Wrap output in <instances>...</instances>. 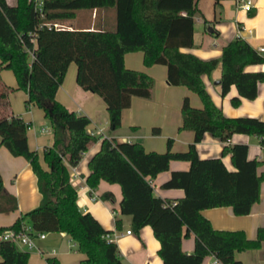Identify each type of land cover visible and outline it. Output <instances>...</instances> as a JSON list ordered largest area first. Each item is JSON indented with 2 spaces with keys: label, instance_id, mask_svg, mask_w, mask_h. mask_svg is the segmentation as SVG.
I'll return each instance as SVG.
<instances>
[{
  "label": "trees",
  "instance_id": "trees-1",
  "mask_svg": "<svg viewBox=\"0 0 264 264\" xmlns=\"http://www.w3.org/2000/svg\"><path fill=\"white\" fill-rule=\"evenodd\" d=\"M220 0H214L215 5ZM113 8L115 30L81 31L52 28L53 23L67 21L80 10ZM195 0H42L40 11L32 0H16L10 6L0 0V69L12 72L17 89L26 93L25 105H35L44 112L53 131L52 147L45 148L41 167L36 153L26 145L27 124L19 117H0V146L13 157L29 163L36 178L40 202L0 233L29 224L39 233H64L74 243L83 260L76 264H119L115 243L105 239V231L89 214L76 205L77 193L69 183L68 169L96 138L86 133L89 120L68 112L55 99V91L71 62L75 64V82L85 92L98 95L105 104L107 126L111 131L120 125L123 109L131 99L150 97L152 79L141 71L125 68L126 53L140 51L146 67H165L166 83L181 86L195 93L201 108H193L184 98L180 105V129L192 131V143L185 152L170 151L171 141L163 153L145 152L140 143H118L102 139L100 149L88 163L86 185L93 190L99 181L117 184L121 192L118 205L121 215L130 216V225L137 232L142 226L151 228L159 241L157 256L162 264H201L213 255L220 264H241L234 253L256 250L264 241V228H258L255 239L242 231H217L200 216L208 208L230 207L234 216H244L259 198V184L264 171L257 174L263 160H247L243 144L224 145L219 158L200 159L195 145L204 133L223 143L236 133L256 137L264 155V122L256 118H226L214 107L201 82L216 61H203L180 49L192 46ZM30 55L32 58H30ZM219 91L221 95L233 86L239 98L252 100L257 83L264 82V71L244 72L246 66L260 65L264 58L245 41L236 37L222 47L220 55ZM0 91V107L6 108V94ZM154 128L152 133H157ZM229 154L233 171L222 163L221 155ZM171 160L189 162L187 171H172L163 189L183 190L181 199L168 201L153 195L151 181L168 169ZM112 200L109 193L101 197ZM16 210V199L8 195L0 179V212ZM118 227V222H115ZM193 236V251L180 250L182 237ZM28 252L14 244L0 241V264H28ZM47 264H58L45 258Z\"/></svg>",
  "mask_w": 264,
  "mask_h": 264
},
{
  "label": "crops",
  "instance_id": "crops-1",
  "mask_svg": "<svg viewBox=\"0 0 264 264\" xmlns=\"http://www.w3.org/2000/svg\"><path fill=\"white\" fill-rule=\"evenodd\" d=\"M249 12L237 8L236 0H220L216 5L214 0H195V14L193 15L192 46L180 49L183 54L188 53L203 61H216L217 65L209 74H202L201 82L214 107L220 109L226 118L246 117L256 118L264 122V82L257 83L256 96L252 100L239 98L233 106L231 100L238 97L237 90L231 86L223 96L219 91L220 55L222 47L238 37L251 46L255 52L264 58V52L259 53V48L264 49V0H250ZM10 6L16 0H6ZM74 16L60 23L65 30L81 31H109L115 30V12L113 8L80 10ZM125 68L141 71L152 79L150 97L132 98L129 107L121 112L120 125L117 130L111 131L107 126V111L102 99L91 92L83 91L75 82V64L68 66L63 81L55 91V99L68 112H75L85 116L89 122L86 133L96 140L90 143L89 148L80 156L78 163L73 168L67 167L68 176L72 177L70 185L77 193L76 205L79 210L89 213L97 223L111 235L124 233L129 230L131 234L117 237L115 243L119 264H162L157 256L159 241L153 237L149 226H142L137 232L130 225V216L121 215L119 202L121 192L117 184L99 181L93 190L88 189L86 178L89 175V159L99 151L100 141L108 138L118 143H140L145 152L163 153L167 148V140L171 141L170 151L185 152L192 143V131L180 129V105L187 97L189 105L200 109L201 102L197 95L187 88L171 86L166 83L165 67L153 64L146 67L143 64L142 53L136 51L126 53L122 58ZM244 71H264V63L246 66ZM218 83V84H216ZM10 87L12 90L6 94L7 105L3 110L0 107V117H19L27 124L26 145L36 153L41 167L47 166L42 160L45 148L52 147L53 131L44 112L35 105H25L27 98L24 91L18 90L16 80L8 69H0V91ZM156 128L157 133H152ZM43 129V130H42ZM243 144L246 146L247 160H263L264 155L256 137L245 134H233L228 143L204 133L200 142L195 145L196 156L200 159L219 158L224 145ZM223 165L228 171H233L229 154L221 155ZM189 162L171 160L168 169L156 175L151 181L153 195L163 200L174 201L183 198V190L172 188L163 189L161 185L166 182L172 171H187ZM264 165L257 167L258 175L263 173ZM0 179L8 195L16 199V210L9 213L0 212V227H9L19 215L24 214L38 206L40 195L37 192L36 178L29 163L21 157H13L8 150L0 146ZM111 194L112 200H103L101 197ZM200 216L210 222L211 227L217 231H242L250 240L255 239L258 228H264V181L259 184V198L252 205L247 215L236 217L230 207L208 208L200 211ZM118 222V227L115 222ZM180 250L189 255L194 248V239L190 234L182 237ZM64 233H45L43 240H35L34 244L42 252L35 251L33 256L47 255L45 258L56 259L58 264H76L83 260V255L73 252L67 259L68 251L75 247L74 243ZM65 244V246H64ZM67 244V245H66ZM58 247L55 252L46 248ZM17 250L24 251L16 246ZM29 254V253H28ZM30 256V254H29ZM44 258V259H45ZM234 259L241 264H264V241L256 250L240 251L234 253ZM28 264L31 258L28 257ZM46 263V260H45ZM47 264V263H46ZM201 264H220L213 255H207Z\"/></svg>",
  "mask_w": 264,
  "mask_h": 264
},
{
  "label": "built area",
  "instance_id": "built-area-1",
  "mask_svg": "<svg viewBox=\"0 0 264 264\" xmlns=\"http://www.w3.org/2000/svg\"><path fill=\"white\" fill-rule=\"evenodd\" d=\"M32 1H33L34 9L39 12L41 8L42 0H32ZM236 1H237L238 9L249 12V10L251 9L250 0H236ZM51 27L55 29H63L60 23H53ZM258 51L259 53H263L264 49L259 48ZM30 58H32L31 55ZM70 182H72V177H69V183ZM19 228H20L19 230L10 229L0 233V241L8 242L14 244L15 246H18L19 248L25 251H35L38 254L42 255V252L36 247L34 241L43 240L45 233L44 232L39 233L33 231L32 227H30L29 224H22L20 225ZM129 234H131L129 230L124 231V233L115 232L113 235L108 234V236H106L105 239L107 240V242L108 241L113 242L115 238Z\"/></svg>",
  "mask_w": 264,
  "mask_h": 264
},
{
  "label": "rangeland",
  "instance_id": "rangeland-1",
  "mask_svg": "<svg viewBox=\"0 0 264 264\" xmlns=\"http://www.w3.org/2000/svg\"><path fill=\"white\" fill-rule=\"evenodd\" d=\"M244 72H248V71H244ZM70 243H72V242H70ZM73 244V243H72ZM67 245V244H66ZM64 246H65V244H64ZM58 247L59 246H54V247H48V248H46V252L48 253L51 249H53L55 252L58 250ZM72 251L73 252H77V250H76V247H73L72 249H71V251H68V253L67 254H69V255H66V259L69 257V256H71L72 255ZM21 252H25V253H29L30 254V258H31V264H46L45 263V260H44V258L45 257H47V255H43V256H39L38 254L36 255V256H33V252H31V251H21ZM61 263L60 264H62L63 263V260L62 261H60Z\"/></svg>",
  "mask_w": 264,
  "mask_h": 264
},
{
  "label": "water",
  "instance_id": "water-1",
  "mask_svg": "<svg viewBox=\"0 0 264 264\" xmlns=\"http://www.w3.org/2000/svg\"><path fill=\"white\" fill-rule=\"evenodd\" d=\"M218 83H219V81H218ZM218 83H216V84H218Z\"/></svg>",
  "mask_w": 264,
  "mask_h": 264
}]
</instances>
